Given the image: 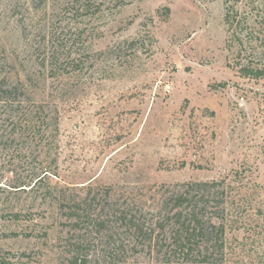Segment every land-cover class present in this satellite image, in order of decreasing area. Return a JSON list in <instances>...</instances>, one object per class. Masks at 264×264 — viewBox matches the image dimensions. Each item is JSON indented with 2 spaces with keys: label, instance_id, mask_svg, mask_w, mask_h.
<instances>
[{
  "label": "rangeland",
  "instance_id": "1",
  "mask_svg": "<svg viewBox=\"0 0 264 264\" xmlns=\"http://www.w3.org/2000/svg\"><path fill=\"white\" fill-rule=\"evenodd\" d=\"M246 68L264 73V0H0V264H202L159 209L193 182L225 190L207 264H264Z\"/></svg>",
  "mask_w": 264,
  "mask_h": 264
},
{
  "label": "trees",
  "instance_id": "2",
  "mask_svg": "<svg viewBox=\"0 0 264 264\" xmlns=\"http://www.w3.org/2000/svg\"><path fill=\"white\" fill-rule=\"evenodd\" d=\"M236 19L237 12H226L225 22L229 32ZM244 71L248 77L264 75L258 69L252 72L246 68ZM222 185L219 182L189 183L164 199L159 208L171 216L173 248L187 256L202 257V264H207L214 254L224 255L226 200Z\"/></svg>",
  "mask_w": 264,
  "mask_h": 264
},
{
  "label": "built area",
  "instance_id": "3",
  "mask_svg": "<svg viewBox=\"0 0 264 264\" xmlns=\"http://www.w3.org/2000/svg\"><path fill=\"white\" fill-rule=\"evenodd\" d=\"M171 90H172L171 86H168V87H167V92H169V93H170V92H171Z\"/></svg>",
  "mask_w": 264,
  "mask_h": 264
}]
</instances>
